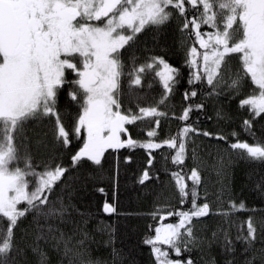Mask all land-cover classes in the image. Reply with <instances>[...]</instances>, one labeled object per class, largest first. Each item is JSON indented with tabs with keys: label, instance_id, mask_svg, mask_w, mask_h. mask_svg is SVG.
Instances as JSON below:
<instances>
[{
	"label": "snow or ice",
	"instance_id": "1",
	"mask_svg": "<svg viewBox=\"0 0 264 264\" xmlns=\"http://www.w3.org/2000/svg\"><path fill=\"white\" fill-rule=\"evenodd\" d=\"M173 18L178 30L192 40L191 46L181 41L192 86L184 92V100L197 97L201 84L207 85L209 97L220 96L225 89L229 94L238 93L249 78L253 93L241 99L239 106L246 107L253 118L264 115V0H0V264H52L50 253L58 257L57 264H101L88 248L87 214L60 197H50L58 186L67 189L78 179L68 175L70 172L88 162L101 165L109 149H143L150 168L156 158L154 150L164 147L171 150L165 159L179 169L170 172V183L174 182L181 208L158 207L151 214L153 219L177 218L175 223L155 227L154 235L143 241L151 246L154 264H200L201 259L204 264H218L211 254L214 246L220 250L222 264H264V217L232 220L233 211L248 209L244 202L231 199L214 211L201 169L183 171L186 159L196 157L193 137L228 138L196 127L199 117L191 121L192 114L203 111L205 105L188 103L180 115L172 113L182 126L158 140L162 118L169 116L161 106H167L179 69L163 57H152L138 66L134 57L130 66L122 59V50L138 34ZM205 27L210 30L204 31ZM233 55L239 61L235 71ZM148 70L155 71L164 91L158 101L141 106L132 92L142 85ZM125 77L127 97L122 89ZM62 96L78 105L76 117L67 126L59 109ZM217 117L223 118L220 112ZM45 121L57 151L69 149L73 136L80 139L86 133L83 145L70 156V167L56 163L55 156L42 165L34 163L28 125ZM146 121L150 125L147 139H134L128 126ZM242 124L254 142L241 140L233 132L236 139L228 149L238 153L239 159L264 162V139L255 137L253 119ZM47 136L45 132L37 139V149L48 148ZM131 159L124 158L126 163ZM218 165L217 176L223 178V158ZM149 168L141 172V185L159 179ZM255 188L264 195V177ZM220 198L218 194L217 200ZM186 204L190 207L183 208ZM102 210L116 213L107 200ZM29 215L30 224L21 230ZM211 215L223 219L208 235L197 225ZM193 251H199L201 257L194 258ZM112 255L115 264L120 253L113 249Z\"/></svg>",
	"mask_w": 264,
	"mask_h": 264
},
{
	"label": "trees",
	"instance_id": "2",
	"mask_svg": "<svg viewBox=\"0 0 264 264\" xmlns=\"http://www.w3.org/2000/svg\"><path fill=\"white\" fill-rule=\"evenodd\" d=\"M203 30L210 29L205 27ZM186 38H188V34L178 30V21L173 18L165 25L149 26L141 34H138L136 41L126 50H122V59L126 65L130 66L134 57L138 66L148 62L152 57H163L168 64L179 69L178 83L168 98L167 106H161V110L167 111L169 116L162 118L161 126L157 130V139L162 140L169 134H175L178 127L182 126L179 120L172 117V113L178 116L188 103H203L204 110L194 112L191 121H197L199 117L195 124L196 127L213 134L223 135L228 140L221 141L214 136L193 137L196 157L189 156L186 159L183 171L187 172L192 167L201 169L204 185L214 211L222 208L229 199L237 203L242 201L248 210L233 211L231 219L243 221L248 216H253L259 220L264 217V211L253 212L250 210L264 209V195H261L255 188L258 180L264 177V162L239 159L238 153L228 149V144L235 142L236 139L232 136L233 132L237 133L241 140H246L249 143L254 142L253 137L243 127L242 121L245 119H253L252 131L255 133V137L264 139V115L253 118L246 107L239 106L241 99L248 96V93H253L254 86L251 85L250 79L246 78L238 93L233 91L229 94L228 91H225L220 96L209 97L206 96L207 85L201 84L197 87V97L186 102L184 92L192 88L188 84L191 70L185 64V48L181 46L182 40L186 42V46H191L192 40ZM197 47L199 46L197 45ZM158 70L160 69H156V71ZM128 88V80L125 77L122 80V89L126 97L129 95ZM163 91L160 78L155 76L154 70H148L142 76V85L133 90L132 96L140 98L141 106H147L158 101ZM128 106L126 101L125 107ZM59 109L67 126L76 117L78 105L62 96L59 101ZM217 112H220L223 118H218ZM149 126L146 121L138 122L137 125L128 126V128L134 139L143 141L147 139L146 132ZM28 128L27 135L31 141V154L36 165H42L55 156L57 157L56 163L70 167V156L83 145L86 138V134L83 132L80 139L73 136V143L69 149L57 151L52 148L50 125L47 121L43 124L30 123ZM45 132L48 133V148L37 149L36 141L43 137ZM191 147L192 145H190ZM170 151L167 147L154 150L153 155L156 158L149 168L148 156L143 149H121L119 152L109 149L105 153L101 165L97 166L88 162L68 174L78 177L71 182L70 187L61 190L63 185H60L55 189L54 194L50 197L51 200L60 197L65 204H70L80 213L87 214L84 218L88 220L86 230L91 237L88 248L93 259L99 260L101 264H114L112 253L115 249L120 253V258L115 264H154L151 246L143 241L154 235L155 227L175 223L177 218L153 219L151 214L158 207L181 208L178 194L173 187L174 182L170 183V172L179 169L171 163L170 159H165ZM127 156L132 158L130 163H126L124 160ZM221 158H223L225 166L223 178L218 177L216 172V168L219 166L218 161ZM145 168H149L150 174L154 176L158 174L159 179L153 178L141 185L138 180ZM101 188L104 189L103 192L98 191ZM203 191L201 188V195H203ZM218 194L221 196L219 200H217ZM106 200L114 204L116 213L106 214L103 212V204ZM187 207L190 205L183 206V208ZM76 219L79 220L81 217L76 215ZM222 219L220 216L211 215L203 218L197 227L204 228L210 235L212 231L216 230ZM31 220L32 216L29 215L20 225V229L27 227ZM240 247L238 244L237 249L239 250ZM219 252V248L214 246L211 254L216 256L218 264H222ZM50 255L52 264H57L56 254L50 253ZM192 256L200 258L201 253L193 251ZM172 258L177 257L173 254ZM200 264H204L203 259L200 260Z\"/></svg>",
	"mask_w": 264,
	"mask_h": 264
},
{
	"label": "rangeland",
	"instance_id": "3",
	"mask_svg": "<svg viewBox=\"0 0 264 264\" xmlns=\"http://www.w3.org/2000/svg\"><path fill=\"white\" fill-rule=\"evenodd\" d=\"M185 39V38H184ZM188 39V38H186ZM231 64H232V67H233V71L236 70V68L238 67L239 65V61H238V57L236 55H233L232 59H231ZM246 79V78H245ZM245 81V80H244ZM243 81V82H244ZM225 91H227V89H225ZM252 94V93H251ZM247 95H250V93H248ZM86 134V133H85Z\"/></svg>",
	"mask_w": 264,
	"mask_h": 264
},
{
	"label": "bare ground",
	"instance_id": "4",
	"mask_svg": "<svg viewBox=\"0 0 264 264\" xmlns=\"http://www.w3.org/2000/svg\"><path fill=\"white\" fill-rule=\"evenodd\" d=\"M184 59V58H183ZM165 151V150H164ZM163 205V204H162Z\"/></svg>",
	"mask_w": 264,
	"mask_h": 264
}]
</instances>
